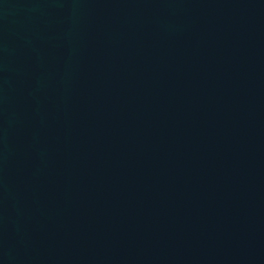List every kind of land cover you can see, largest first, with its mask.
Segmentation results:
<instances>
[{
	"label": "water",
	"instance_id": "1",
	"mask_svg": "<svg viewBox=\"0 0 264 264\" xmlns=\"http://www.w3.org/2000/svg\"><path fill=\"white\" fill-rule=\"evenodd\" d=\"M0 264H264V0H0Z\"/></svg>",
	"mask_w": 264,
	"mask_h": 264
}]
</instances>
